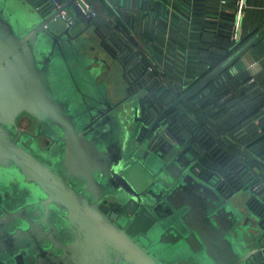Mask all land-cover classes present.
Returning <instances> with one entry per match:
<instances>
[{"label": "water", "instance_id": "1", "mask_svg": "<svg viewBox=\"0 0 264 264\" xmlns=\"http://www.w3.org/2000/svg\"><path fill=\"white\" fill-rule=\"evenodd\" d=\"M81 24L108 29L126 44L79 0H0V264H264V210L238 201L258 199L256 173L238 167L233 178L221 175L216 164L226 154L211 167L198 159V140L172 125L177 111H159L163 105L146 88L130 91L115 112L106 84L96 80L99 68L88 66L93 59L74 39ZM23 112L36 127L55 129L48 133L53 146L39 151L44 160L18 139L29 135L16 124ZM140 128L145 135L131 147ZM218 143L210 138L213 148ZM106 198L128 216L106 214Z\"/></svg>", "mask_w": 264, "mask_h": 264}, {"label": "trees", "instance_id": "2", "mask_svg": "<svg viewBox=\"0 0 264 264\" xmlns=\"http://www.w3.org/2000/svg\"><path fill=\"white\" fill-rule=\"evenodd\" d=\"M209 1L211 4H215V0ZM89 2L91 3V0H89ZM202 7L205 9L200 8V13L195 11V17L191 28L193 29V31H191L193 33L192 40H180L183 44L180 45L182 52L173 54L175 48L172 45H169V54H167L165 59H162L160 53L161 42L156 41L153 43L152 48H149L148 50L153 51L152 58L155 63L152 61V58L141 51L139 41L133 39L128 34V28L121 22V19L115 18L113 21L116 28L123 30V32L128 35L131 45L139 49V51L135 50L134 54L139 55V59L145 68H147V66H152L151 73L154 75V79L157 78V82L167 78V73L181 79L179 72L180 67L184 64L186 72L183 81L186 85L190 86L209 73L212 69L227 61L215 74L198 87V91L200 90L203 92V90H205L203 94H201V99L199 101H195V95L193 96L191 94L182 101V104H185L183 109L180 108L179 110L178 106L173 105L169 106L165 112L169 115L174 111H177L175 115L179 118L178 126L190 123L188 121L192 120L198 124L199 128L210 130V134L215 137V141L219 142V145L224 150L228 151V155H230V152V156L248 160L252 165L253 161L246 158V156L226 137L227 135L228 137L234 135L237 127L246 123L244 121L245 119L255 116L259 117L258 120L261 124V134L256 136L252 135L241 144L249 150L255 151L257 155L264 156V108L261 110L262 104H264V94L261 92V94L257 95L259 98L258 101L261 105L254 107L253 104L251 106L250 103L254 102H250V100L247 99V93L249 92L247 91L248 86L245 85L250 73L238 62L241 53L229 59L240 45L245 42L244 38L241 37L237 45H231L229 40L231 15L227 13L221 14L220 19L216 24V21L211 17L215 14L212 5H205ZM204 13L208 15L210 19H206L205 15L202 20H200L199 14L204 15ZM181 24L183 23L181 22ZM180 28L183 31L182 27ZM161 63H163L165 71L159 73L158 65ZM233 64L237 66V71L233 74H226L223 79L220 78L219 76L224 71H227V69ZM237 104H246L250 106V111L239 119H237L238 115L230 113L231 109L236 107ZM258 180L264 183V170L260 167ZM253 207L263 211L264 203H255Z\"/></svg>", "mask_w": 264, "mask_h": 264}, {"label": "built area", "instance_id": "3", "mask_svg": "<svg viewBox=\"0 0 264 264\" xmlns=\"http://www.w3.org/2000/svg\"><path fill=\"white\" fill-rule=\"evenodd\" d=\"M79 2L84 9H88L90 8V5H92L89 2V0H79ZM205 5H212L215 14L211 17L214 21H216V24L218 23L221 14L227 13L231 15L229 40L231 45L233 46L237 45V43L241 39L242 18L246 6V0H215V4H211L209 0H162V1L159 0L155 5V7L149 9L148 11H145V9L143 10L141 9L133 14H129L128 12L122 10L113 11L117 15L118 14H120V16L122 15L123 18L122 17L119 18L117 15L114 16L113 12L110 13L113 14L112 16L114 18L121 19V22L128 28V34L133 39L139 41L141 46V51L144 52L150 58H152L153 56L152 55L153 51L152 50L149 51L148 49L149 48L151 49L153 43H155L156 41L161 42V49H160V53L162 56L161 58L165 59L167 54H169L168 53L169 45H172L175 48V51H173L174 54L177 52H182L180 45L183 44L180 42L181 39L192 40L193 33L191 31H193V29L191 28L193 25V19L195 17V11H198V13H200L201 10L200 8L205 9L204 7H202ZM98 14L102 15L110 23V25H112L115 28V31L119 33V35L123 38V40L129 47H131L134 51L135 50L139 51L138 48L131 45V43L129 42L128 35H126L123 32V30L116 28L113 21V17L111 15L107 14V16H104L99 12ZM205 15H206L205 13L204 15L199 14L200 20H202V18ZM205 17L206 19H210L208 15H206ZM181 22L183 24H181ZM180 27H182L183 31L181 30ZM137 57L139 58V55H137ZM152 61L154 62L153 58ZM151 71H152V66H147L146 72L150 74L149 81L152 86L151 89H156V91H153V94L156 97V99H158L163 105L159 111H162V109L165 107L168 108L175 99H177L186 89H188L191 85L194 84L193 83L190 86H188L183 81L186 72L184 68V64L182 65V67H180L179 75L181 79H178L176 76L167 73V78H165L162 81L159 80L157 82L156 81L157 78L154 79V75L151 73ZM158 71L159 73L165 71L163 63L158 65ZM236 71H237V66L233 64L227 69V71H224L219 77L223 79L226 76V74L229 73L233 74ZM245 85L248 86L247 91L249 92L247 93L248 94L247 99H249L250 102L252 101L254 102V103H250V105L252 106L254 104V107H258L259 105H261L260 102L258 101L259 98L257 96L258 94H261V90L257 86L256 77L254 74L250 73V76L245 82ZM197 89L191 93L193 96L195 95L194 97L195 101H199L201 99L200 98L201 94H203V92L205 91L203 90L202 92L200 90L198 91ZM182 101L176 105L180 106V108L183 109L185 104L184 103L182 104ZM249 107L250 106L246 104H239V105L237 104L236 107L231 109L230 113H232L233 115H238L237 119H239L240 117H243V115H245L250 111ZM263 108H264V104H262L261 110ZM258 119L259 117L256 116L249 117L244 120L246 123H244L243 125L241 124L237 127V130L234 132V135L235 136L237 135L238 140L242 135L245 136L243 139L245 141L248 138H250V136L252 135L256 136L261 134L262 132L260 126L261 124ZM245 149L252 153L251 157H248L246 153H244V155L246 156V158L252 160L253 163L251 165V163L248 160H244V159L241 160L246 166L250 167L251 170H253L256 173L255 176L258 178L259 167L264 170V156L257 155L255 151L249 150L246 147ZM260 184L261 186L262 185L264 186V183H262L261 181Z\"/></svg>", "mask_w": 264, "mask_h": 264}, {"label": "flooded vegetation", "instance_id": "4", "mask_svg": "<svg viewBox=\"0 0 264 264\" xmlns=\"http://www.w3.org/2000/svg\"><path fill=\"white\" fill-rule=\"evenodd\" d=\"M71 23H73V21ZM81 26H82L83 31L79 32L78 34H74L73 36H75L74 39L76 41L80 42V45H82V43H83V50L81 49L80 51H82L83 54H86V55L89 54L90 58L93 59L91 64H89L88 66L89 67H91V66L98 67L99 71H100L98 76L103 75V72L105 74L109 70L111 71V69H112L111 65L112 64H116V65L118 64V67H120V72L122 73V76L124 78V84L122 86L121 93H118L114 96L111 89L110 88L107 89L108 90L107 92H108V95L110 98V102L114 106L115 112H119V111L123 110L127 101L130 98V97H127L128 94L130 93V91L141 88V87L148 89V92L150 93L152 99L157 100L156 97L153 95V91H156V89H151L152 86H151V83L149 81V75L150 74L146 72L145 66L143 65L141 60L137 57V55L134 54V50L131 47H129V46L126 47L125 46L126 44L122 45L120 40L115 38L113 33L110 32V30L109 31H108V29L104 30V28L101 26H99L97 29H95L91 25L86 27L85 29H84V27H85L84 25L81 24ZM93 37L97 39L96 44L98 46L96 44H94V45H92L91 49L90 48L88 49L84 40H85V38H87L89 40V38L91 39ZM96 49H98L99 51L98 50L96 51ZM99 52L102 53L103 55L99 56V54H98ZM98 59L101 62H98ZM131 70L136 75L133 78L131 77V75H132ZM127 75H129V77H126ZM130 77L132 78L131 80L129 79ZM176 106H178V105H176ZM145 114H146V112L143 111V113H142L143 119H145ZM22 116H26V119H28V124L26 126L25 125L22 126L20 124V119ZM173 118H176V119L173 120L172 125H173L174 129L177 130L178 129L177 120L179 118H177V116L175 114H174ZM173 118H171V119H173ZM188 122H190V123H186L185 125L184 124L181 125L182 126L181 129L187 128L190 131L192 138L194 137L195 140H198L197 143L201 145L200 146L201 149L199 147V150L198 149L196 150L198 152V159H200V158L207 159V163L210 165V163L217 162L218 159L220 160L221 157L226 154V156H224L223 159H221L219 162H217V164H216L218 166L217 170L220 172L221 175H224L225 172H229V174L232 175L231 178H233L234 176H237L238 173L236 172V170L238 169V167L240 168L239 171L244 169V168L251 169L250 167L246 166L242 162L241 158H238V157H232L236 160H237V158L239 159V161L234 160L237 163H236V166H233V168H232L233 164L232 163L229 164V162H230L229 159H228V161L225 162V158H227V156H229L228 151L224 150L219 145V143L217 144V146L215 148H213V144H210V138L213 139V143L217 142V141H215V137L210 135V130H205L203 128H199L198 124L192 120L188 121ZM16 124L19 128L24 129L26 132L29 133V135H21L18 138L20 140V142L23 145H29L30 151L38 159L44 160L43 157L41 156V154L39 153V151L44 150L47 147L51 148V146H53L52 138L48 136V133L51 132V133L55 134V129L53 127L52 128L49 127L48 131H47L46 127L42 124H39V123H38V127H36L35 118L32 117L31 115L27 114V113H24V112L20 113L18 115V117L16 118ZM200 129H203V132H205V134H206L203 138L201 137L202 134L201 135L198 134ZM144 135H145L144 130L142 128H140L135 133L134 137L131 134L130 140H133L134 142H136V140L138 141L139 138H143ZM207 136H209V138L206 140ZM129 143H130V141H129ZM34 148H36V151H34ZM216 149H218V150H216ZM229 154L231 155L230 152H229ZM47 163H50V161L47 160ZM221 163H223L222 166H221ZM210 167H211V165H210ZM226 178H227V176H223L221 179L224 180ZM253 179L255 180L254 183H256V184H253L254 185L253 189H255V193L258 194V195H255L258 199H256L255 197L253 199L252 195L247 194V196H240L238 201L240 204L241 203L244 204L247 202V200L251 199V203H250L251 206L250 207H251V209L255 210L256 207H253V205L255 203H257V204L261 203V201H259V199H262V201H264V193H263L264 192V186L263 185L261 186L260 182H258L259 180L257 177H254ZM219 181H220V179H219ZM240 181L242 182V180H240ZM252 183H253V180H252ZM101 204L104 206V208H106V214H108V215L114 211L118 215L128 216V214L123 211L122 205L119 204V201L116 200L115 198L103 199L101 201ZM256 210L259 211V209H256ZM116 223H118V221H116ZM118 225H119V223H118ZM179 264H181V263H179ZM184 264H190V263L184 262Z\"/></svg>", "mask_w": 264, "mask_h": 264}, {"label": "crops", "instance_id": "5", "mask_svg": "<svg viewBox=\"0 0 264 264\" xmlns=\"http://www.w3.org/2000/svg\"><path fill=\"white\" fill-rule=\"evenodd\" d=\"M158 1L159 0H91V4L93 3L100 14L107 16V13L113 15L110 12L116 10H122L129 14L136 13L141 9L148 11L154 8ZM115 15L117 14L114 13V16ZM117 16L123 18L120 14ZM262 27H264V0H246L242 18L241 37L246 41ZM238 60L244 69L255 75L257 86L264 94V32L241 52ZM244 137L245 136L242 135L238 140L237 136L230 135L228 137L227 135L226 138L242 151V149L245 148L241 144L244 141ZM244 152L249 155L252 154L248 150Z\"/></svg>", "mask_w": 264, "mask_h": 264}, {"label": "rangeland", "instance_id": "6", "mask_svg": "<svg viewBox=\"0 0 264 264\" xmlns=\"http://www.w3.org/2000/svg\"><path fill=\"white\" fill-rule=\"evenodd\" d=\"M11 3H13V2H11ZM108 3V2H107ZM14 4V3H13ZM82 4H83V2H82ZM15 7V9H16V11H18L19 13L20 12H22V7L21 6H17V5H13V8ZM112 16V15H111ZM113 17V16H112ZM115 18L113 17V20H114ZM85 43H86V45H87V48L89 49H91V47H92V45H94V44H96L97 43V39L96 38H89V40L87 39V38H85ZM97 45V44H96ZM98 46V45H97ZM83 50V43H82V45H80V50ZM99 49V48H98ZM98 49H96V51L98 50ZM99 51V50H98ZM97 53V52H96ZM99 54V56H102L103 54L102 53H98ZM81 55H83V52L81 51ZM87 56V58L88 59H90V56H89V54H87L86 55ZM84 58H85V56H84ZM89 64H91V62L89 63ZM112 66V69H111V71L109 70L108 72H106L105 74H104V72H103V75H100V76H98L97 78H96V80L98 81V82H103V83H105L106 84V87H107V89L108 88H110L111 89V91H112V93L114 94V96L116 95V94H118V93H121V89H122V86H123V84H124V78H123V76H122V73L120 72V67H118V64L116 65V64H112L111 65ZM99 75V74H98ZM108 91V90H107ZM20 124L22 125V126H26L27 124H28V119H26V116H22L21 117V119H20ZM223 134V133H222ZM224 136V135H223ZM135 142L133 141V140H130V145H131V147H132V145L134 144ZM240 150V149H239ZM246 149L244 148V149H242V151L240 150V152L241 153H246V152H244ZM246 155L248 156V157H251V155H249V154H247L246 153ZM184 262L186 263V261H181V260H178V264L179 263H181V264H184ZM189 263V262H188ZM191 264V263H190Z\"/></svg>", "mask_w": 264, "mask_h": 264}]
</instances>
